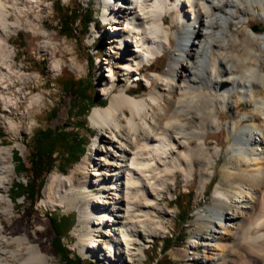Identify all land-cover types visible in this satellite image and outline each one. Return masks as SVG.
Instances as JSON below:
<instances>
[{
    "label": "bare ground",
    "instance_id": "bare-ground-1",
    "mask_svg": "<svg viewBox=\"0 0 264 264\" xmlns=\"http://www.w3.org/2000/svg\"><path fill=\"white\" fill-rule=\"evenodd\" d=\"M103 1V24H110L107 30L115 38L111 40V53L116 54L117 63H123L117 68L122 71L121 75H133L142 64L151 63L163 51H170L166 69L160 74L152 73L145 80L148 85L154 82L166 85L167 90L175 88L177 98L171 109L165 112L164 123L158 126L153 118L149 122L146 114L157 105L161 107L159 91L150 92L145 97H132L126 91H113L112 86L101 87L100 95L110 96L109 102L105 107L93 108L88 120L94 128L104 132L97 134L96 140L99 139L100 143L95 151L97 161L106 168H95L91 173L92 179L85 181V186H75L68 180L50 176L44 186V199L52 203L59 188L64 193L81 187L87 199L78 214L91 229L86 230L87 227L83 226L86 232L75 243L79 253L88 254L91 249L97 248L100 259L108 260L115 256V250L121 248L126 262L131 263L132 258L139 255L138 245L141 243L138 238L155 226L153 215L160 209L154 201L155 195L159 194L157 187L165 185L166 176L173 170L188 177L193 159L208 156L209 150L205 148L207 131H214L222 121L217 105H226L232 93L239 99H251L254 102L252 117L264 123V67L261 65L264 64V33L254 34L245 26L240 53L232 50L239 37H227L229 24L240 25V19L248 22L257 9V15L264 21V0H248L247 3L239 0ZM40 3L41 0L25 1L28 7L38 8ZM10 14H16L18 18L24 16L19 0H0V56L10 53L5 39ZM168 16H172V20L167 25ZM32 25L30 29L34 33L42 34ZM175 27L172 32L171 28ZM124 33L127 34L125 38ZM174 39L176 45L173 49L171 42ZM201 52L205 55L203 67L205 65L207 71L204 74L208 90L194 74ZM106 62L101 64V68L108 70ZM57 68L58 64H55L51 71ZM6 69L0 65V91L4 88L1 80L10 74ZM110 75L108 79V71L105 74L109 83L114 77L113 70ZM32 103L33 100L29 104ZM202 109L208 112L203 113ZM191 110L198 111L202 120L194 127L193 134L188 132L186 118ZM120 118L126 119L130 134L126 139L120 136ZM238 127L237 122H230L227 127L228 135L234 139L230 157L235 156L241 161L234 171L239 176L246 175V182H236L234 190L238 194L252 191L257 197L255 205L245 207L239 200L230 203L228 195L222 190L213 194L207 207L206 227L210 235L204 247L205 264L213 259L225 260V248L235 240H240L238 246H244V254L236 264H264L260 261L264 258V151L256 149L249 153L247 148L254 143V139L252 135L248 139L244 135L245 129ZM6 151L0 148V154ZM160 168H165V175L160 173ZM101 175L105 180L97 184ZM100 184L104 186L101 189ZM4 185V179L0 178V189ZM90 187L100 190L91 193ZM91 195L92 198L89 197ZM64 200L69 206L73 204L70 197ZM102 228L105 232L98 235L96 232ZM15 240L21 242L28 253V257L18 264H49L46 256L26 242L25 237ZM238 246L233 251L240 253ZM5 253L2 251L0 255ZM10 254L14 255V252ZM0 264L12 263L0 257Z\"/></svg>",
    "mask_w": 264,
    "mask_h": 264
},
{
    "label": "rangeland",
    "instance_id": "rangeland-1",
    "mask_svg": "<svg viewBox=\"0 0 264 264\" xmlns=\"http://www.w3.org/2000/svg\"><path fill=\"white\" fill-rule=\"evenodd\" d=\"M25 1L19 0L24 16L19 18L16 14H10L9 16L5 39L10 53H4L0 56V65L8 68L6 70L10 73L8 77L1 80V85L4 88L0 91V132L3 135V137H0V148L7 150L0 154V178L5 181L4 188L0 189L2 195L0 197L2 199L0 201V254L2 251L6 252L4 255H0L1 259L12 264L24 261L28 257L27 250L21 242L15 239L25 237L26 242L46 256L49 264H61L52 247L53 232L48 217L51 213L57 217L69 216L73 220L71 228L62 237L61 243L68 249L71 257L77 256L86 264H155L158 259H161V264H205L203 259L206 250L204 247L210 235V231L206 227L207 216L209 215L207 207L211 203L213 194L222 190L228 195L230 203L239 200L245 207L255 205L257 197L255 193L242 191L241 194H238L234 190V188H237L236 182H246V175L239 176L234 171V167L241 161L234 158L235 156L230 157L234 139L227 132L230 122L239 123L238 128L245 129L244 135L248 139L252 135L251 138L254 139V143L247 148L248 152L251 153L256 149L259 152L264 151V123L252 117L254 112L253 100L239 99L235 93H232L228 96L226 105L222 107L217 105L222 121L220 127L214 129V131H207L205 148L209 150L208 156L193 159L192 170L188 177H185L178 170H173L171 174L166 176L168 179H166L165 185L157 187L159 194L155 195L154 201L158 203L156 205L160 209L156 210L153 215L155 226L152 231L145 232L146 234L138 238L141 243V245H138L139 255L132 258L131 263L126 262L121 248L115 250V256L108 260L100 259L101 255L97 248L91 249L88 254L79 253L75 243L86 232L83 226L87 227L85 221L82 222L78 214L79 208L87 199L83 189L79 187L63 193L62 189L59 188L52 203H47V200L44 199V186L50 176L68 180L75 186H85V181L92 179L91 173L95 168L104 169L105 166H101V163L97 161V152L95 151V147L100 143L99 139L96 140L97 134L104 133L103 130L99 131V129L94 128L90 124L87 115V130L80 131L84 145L83 155L75 164L65 169L63 173L58 168H54L46 175L41 189V197L34 207H30L28 201L23 200V198H19L15 202L10 198L13 182L17 178L12 150L19 151L21 157L26 160L29 151L25 144L37 128L47 126L72 128L71 125L75 120L67 117L69 99L60 94L55 83V79L63 71L69 72L75 79L91 78L96 83L94 86L95 93H92L94 106L90 111L95 107H105L102 105L109 102L110 96L100 95L101 87L112 86L113 91L115 90L117 93L126 91L132 97H145L150 92L159 91L162 105L161 107L157 105L154 110H150L146 114V118L149 122L153 118L158 126L162 125L165 112L167 113L171 109L177 98V90L175 88L167 90L166 85L162 86L151 81V85H148L145 79H149L152 73L160 74L166 69L171 52L163 51L162 55L155 58L150 66H139V70L135 74L125 77L121 75L122 71L117 69L123 63H117L116 54L111 53V50L113 51V44L111 43L113 35L111 36L112 39L108 38L106 40L105 38L102 48L103 56L97 52L98 49L95 43H98V37L101 38L103 35L107 37V34L110 33L107 30V26L110 24H103L105 16L103 0H41L38 8L28 7ZM57 1L63 7H76L79 5L84 9L87 7L92 8L97 24L92 23L88 33L84 36H77L76 34V38L64 37L59 32V23L53 6ZM239 1L248 2V0ZM257 14H259L258 9L254 12V17H250L248 22L240 19L242 21L240 25L229 24L227 37L237 35L240 39L232 50L240 53L245 26L254 34L264 33V21ZM170 20H172V16H168L167 25ZM32 24L42 34L34 33L30 29V27H33ZM175 29L176 27L171 28V31L174 32ZM126 36L127 34L124 33L123 37ZM171 44L174 49L176 40L174 39ZM229 45L231 44L229 43ZM200 54L201 58H198L194 74L197 81L208 90L209 85L204 74L207 71L205 65L203 67L205 55L203 52ZM89 59H93L92 66L89 64ZM105 60L110 64V69L113 70L114 74L110 83L105 76L108 70L101 68V64H104ZM55 64H58V68L51 71L52 66ZM261 65L264 67L263 63ZM218 71L220 73L221 69L219 68ZM136 73H139V76ZM136 78L141 79V81H137ZM32 100L33 103L30 105L29 103ZM4 103L8 106L5 107ZM55 106L58 107L57 116L53 120L47 121L48 112ZM202 111L203 113L208 112L205 109H202ZM126 114L130 116L128 110H126ZM186 118L189 122L188 132L193 134V130H196L194 127L202 123L199 112L191 110ZM119 120L122 126L120 136L126 139L130 136L126 128V119L120 118ZM190 139L195 141L193 137H190ZM229 162L230 164H228ZM159 171L162 172V175L166 174L165 168H160ZM103 177L101 175L96 183L99 184L105 180ZM18 180L26 183L27 177L19 175ZM102 186L100 184L99 188L101 189ZM100 189L90 187L89 190L91 193H96ZM187 191L192 192L191 206H189L191 216L190 220L184 225L185 230H182L180 235L181 239L184 240L175 241L163 257L159 254L161 240L180 229V225L176 223L178 211L171 203L176 196L186 194ZM110 193L114 194L115 192L110 191ZM237 196L240 197L237 198ZM65 197L71 198L73 203L71 206L64 202ZM89 197L92 198L93 195ZM144 201L142 200V202ZM88 229H91V227H87L86 230ZM104 232L105 229L102 228L96 233L98 235L102 233L103 235ZM106 240L109 241L110 238H106ZM239 244L240 240H235L232 244L226 246L225 260L222 258L213 259L212 262L207 264H236L238 260H241L239 257L244 254L242 251L244 246L242 243V246H238ZM152 245L158 247L156 252L153 251ZM236 246L241 249L240 253L233 251ZM11 252H14V255H11ZM153 258H156V260L153 261ZM260 261H264V258H260Z\"/></svg>",
    "mask_w": 264,
    "mask_h": 264
},
{
    "label": "trees",
    "instance_id": "trees-1",
    "mask_svg": "<svg viewBox=\"0 0 264 264\" xmlns=\"http://www.w3.org/2000/svg\"><path fill=\"white\" fill-rule=\"evenodd\" d=\"M55 16L59 23V32L66 38H76L84 36L88 33L92 23L97 24L93 9L76 7H63L59 1L54 3ZM105 35L97 39L95 43L98 54L103 56L102 48L105 42ZM107 40V39H106ZM89 64L93 65V59H89ZM101 80L103 79L100 74ZM55 83L60 94L69 99L67 110L68 119H74L71 129L67 127H43L37 128L30 140L25 144L28 149V157L24 160L19 151L12 150V159L14 161V170L17 178L14 180L10 198L16 201L19 198L27 200L30 207H34L35 203L41 197V189L44 185L45 177L54 168H58L62 173L65 169L75 164L84 153V145L81 130H87L86 117L89 115L90 109L94 106L95 82L93 79H75L69 72L63 71L62 74L55 79ZM104 103L102 106H106ZM58 113V107H53L47 114L46 120H53ZM0 137H3L0 132ZM19 175L27 177L26 183L18 180ZM192 192L187 191L186 194L176 196L171 205L175 206L178 214L176 215V223L180 225V229L174 231L170 236H165L161 240L159 254L163 257L165 253L173 246L174 242L181 239L184 225L190 220ZM49 221L53 232L52 247L55 254L61 261V264H86L79 257H71L68 249L61 243V239L65 236L72 226L73 220L69 216L57 217L49 214ZM157 246L152 245L154 252ZM156 258H153L155 261ZM161 259L156 260L155 264H161Z\"/></svg>",
    "mask_w": 264,
    "mask_h": 264
}]
</instances>
